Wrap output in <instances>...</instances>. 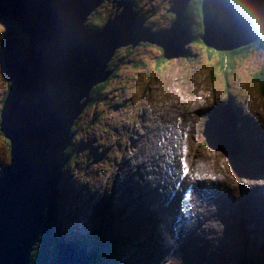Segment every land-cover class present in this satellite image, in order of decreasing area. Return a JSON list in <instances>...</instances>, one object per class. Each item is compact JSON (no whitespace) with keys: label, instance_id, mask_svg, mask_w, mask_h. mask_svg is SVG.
Wrapping results in <instances>:
<instances>
[{"label":"rangeland","instance_id":"374dc122","mask_svg":"<svg viewBox=\"0 0 264 264\" xmlns=\"http://www.w3.org/2000/svg\"><path fill=\"white\" fill-rule=\"evenodd\" d=\"M130 1H133L135 11L139 15L148 18L145 25L155 31L169 29L171 22H174L175 15L167 12L169 0ZM116 3L122 4V1L116 0ZM111 9L112 6L107 0H101L98 9L91 15H93V19L96 18L95 22L97 16L107 20ZM11 22L8 18L0 17V118L4 108V97L10 90L4 55L7 42L12 40V35L6 40H4V36L10 29ZM98 24L100 26L97 28H103L104 23L99 22ZM185 24L189 26L191 35H196L201 31L199 18L192 12L186 17ZM19 34L25 39L28 37L27 34L22 32H19ZM3 43H5L4 46H2ZM205 47V45L198 42L191 45L189 43L184 46L185 54L181 59L166 58L167 60L161 62L160 66H158L157 61L164 49L156 44L140 41L133 49L132 44L115 49L116 52L106 67L107 71L113 70L114 67L117 71L115 76H109L101 83L106 82L97 95V100L88 105L91 98L89 97L87 106L74 119L71 127L75 130L72 137L74 140L71 143L72 147H76V152L73 157H70L69 161H66L65 157L63 159L64 165L68 164L62 173L61 184L56 194L61 204L57 210L58 217H56L54 226L55 232L51 233L52 237L45 254V256H48L47 264H51L53 258L51 260L49 258L55 256L56 250L53 251L54 244L52 240L57 236V231L61 230L62 234H66L67 229L72 230L73 228L74 230L77 227V230L72 231L71 241L74 242L76 241L74 233L79 236L80 233L89 231L95 223H97V226L102 225V228H104L106 227L105 223L108 222V226L112 227L110 231L114 230L116 226L122 229L123 243L118 246L115 253H112L117 259H121L120 264L126 263L123 258L127 255L134 261H141L144 264H158L163 259V254L166 253V251L163 253L166 247L174 248L173 240L175 239L169 240L167 237V245L165 243L162 245L163 248H157L160 242L157 233L160 227L158 223L159 213H153V210H149L144 201L133 205L137 212L133 209L126 215H120L119 213L116 219L111 220H107L103 208L112 201L117 204V195L123 194V191L116 189L117 191L114 192L113 197L115 185L121 182L129 173L133 174L136 165L140 162H146L147 164V161L151 160V164L157 168L159 174L164 172L168 166L174 165V156L167 157L168 154L166 153L158 156L150 154L149 147L152 144L149 141L152 138L155 140L159 136V128L164 125L176 124L174 118L177 113L172 114L174 112L172 111L173 104L176 101H186L190 104L196 102L200 104V107L192 113L186 114L184 118L186 121L188 118L194 117V112L196 113L195 118H193L191 140L183 142L182 148L180 146V155L182 156L178 157L179 163L175 170L176 176L172 178L170 185L175 188L176 183L179 181V183H184V186H192L190 182H183V180L188 179L192 166L190 162H193L195 167L198 164L211 167L216 175L217 192L228 193V186L233 188L232 196L235 206L245 203L247 208H251L250 203L253 205L260 201L254 195L246 197L243 202L244 195L241 188L248 190V186L264 182V160H262V158L264 159V148L262 154H259V151L256 150V147H258L257 141L250 143L252 138H256L257 135L264 136V97L258 93L259 84L256 82L255 77H258L259 72L264 68V36L258 42L250 45L242 57L234 55L230 61L225 56L222 59L224 65L219 64L221 59L218 54H210ZM2 48L3 50H1ZM230 95L232 99L229 98ZM229 100H231L233 106L235 104L237 106L242 105L240 108H243L244 111L240 110V114L237 115L241 116L242 112L243 114L248 113L252 120L246 122V120L241 119L235 125L231 122L227 132V126L223 118H218L217 122L223 125L225 131L216 130L214 134L216 138H205L206 142H204V136L202 135L206 122L204 116L213 108L220 114L228 115L224 110H228L226 107L230 106ZM223 102H227V106L222 105ZM183 107L187 108L186 105H183ZM162 116H164V120H162ZM254 116L258 117L257 124H255L256 120L253 121ZM181 120L182 118L179 119V121ZM248 135L251 137L248 142L249 146L243 153L238 155L242 159L236 158L237 154L224 153L226 149L228 151L232 150L235 139L239 144L241 139L247 140ZM185 136L186 134H184V138ZM215 140L217 143L220 140L222 141L224 151H217L212 148ZM176 142L181 143L180 139ZM189 142L190 144H188ZM231 154L234 155L229 156ZM11 157L12 148L3 133L0 132V171L5 165L9 166ZM235 158L244 163L245 167L249 169L248 173H245L244 167L236 163ZM119 164L118 170L117 166ZM145 168L147 170L148 166H145ZM183 169L184 171L188 170L189 173L184 175ZM239 172L245 174L240 178H236L235 174L238 175ZM116 176L118 179L114 182ZM154 196L158 197L157 194H154ZM129 198L130 194L125 204L130 203ZM253 198H256V202H253ZM121 199L125 200L126 198H123L122 195ZM115 204L113 205L114 208H121V205ZM216 204H211V210L207 211L205 209L206 215H210L208 220L211 223L217 222L218 216L221 215ZM255 208L256 206L252 210L250 209L249 212L253 213ZM257 209L254 222L250 225L254 230L253 237L249 240H253L259 245L264 238V213L260 203H258ZM239 211L241 210L239 209ZM113 214L114 212L109 217L112 218ZM152 214L156 217L150 218L149 216H152ZM231 214L233 215L234 212H231ZM124 219L126 221H123ZM69 221L75 226L72 227ZM222 224L206 225L204 231H202V240L195 243L181 240L175 254L171 253L172 255L167 256L166 261L170 262L169 264H188L186 258L189 255L198 257L203 251L202 247H208L210 250L213 249L209 260L199 258L193 264H240L238 251L241 249V243L240 240H237L235 232L230 231L226 235L221 232L220 237L225 239V243L222 244L221 238L218 239L221 242L217 241L216 229H221ZM43 235L45 233L41 235L39 242L42 241ZM162 236L165 237L166 234ZM254 236L256 237L254 238ZM203 240L208 243L213 242V244L211 246L207 245ZM141 241L147 243L142 244ZM188 243L193 244L192 247L187 245ZM137 245L140 248H137ZM224 249H226L225 253ZM184 250L185 258L182 257ZM257 252L259 251L253 248V250L248 251V254L251 257V254L253 256ZM100 255H104V252L98 254V256ZM145 256H150L149 261H146ZM212 256L216 258L212 259ZM262 257L261 263L264 264V256ZM252 263L259 264L256 260H253Z\"/></svg>","mask_w":264,"mask_h":264},{"label":"water","instance_id":"95a60500","mask_svg":"<svg viewBox=\"0 0 264 264\" xmlns=\"http://www.w3.org/2000/svg\"><path fill=\"white\" fill-rule=\"evenodd\" d=\"M107 1L108 20L88 33L87 19L101 0H0V15L28 35L26 42L13 35L4 55L10 90L0 129L12 157L0 172V264H31L34 246L54 217L73 121L91 89L115 71L106 70L115 49L150 42L168 59H181L191 42L185 24L191 0H169L174 22L159 31L145 26L148 18L130 0ZM201 9L202 41L216 50L247 45L264 30L262 0H201ZM71 240L59 242L57 264H89L86 251Z\"/></svg>","mask_w":264,"mask_h":264},{"label":"bare ground","instance_id":"6f19581e","mask_svg":"<svg viewBox=\"0 0 264 264\" xmlns=\"http://www.w3.org/2000/svg\"><path fill=\"white\" fill-rule=\"evenodd\" d=\"M262 2L264 4V0H262ZM263 33H264V30L253 42L259 39V37ZM14 38L15 39L17 38L16 40L21 41V42L27 41L24 37H22V35H20L17 32L14 33ZM253 42L247 45H250ZM247 45H244V46H247ZM244 46H241V47H244ZM239 48L240 47L236 49H239ZM230 51H233V50H230ZM8 78H9V74H8ZM8 95L9 93H6V96L4 97L5 99H4L3 106H5L6 104V100L9 97ZM229 98L232 99L231 95ZM182 104L186 105L187 108L183 107ZM199 107H200V104H197L196 102H194V104H190L186 101H176L175 104H173V109H172V111H174L172 114L177 113V115L174 118V121L176 122V124H173V125L163 124L164 126L162 128H159L160 130L158 134L159 136H157L155 140L152 138V140L149 141V143L152 144L149 147L151 154H155L156 156H158L160 154L166 153L168 154L167 157L174 156L175 159H174L173 166L171 167L168 166V168L164 172L159 174V172L157 171V168L151 164L152 162L151 160H148L147 164L146 162H142V163L140 162L139 164L136 165L134 169V173L133 174L129 173L121 182L115 185V188H114L115 190H113V197H114L115 191L117 190L123 191V194L122 193L118 194L116 198L117 204L121 205V208H114V213L121 212L123 215H126L127 213H129L130 210H133V209L134 211L137 212V209L134 208L133 205H136L138 202H142V201H144L145 206H147L149 210H153V213H159L158 216L161 220L160 227L157 230V233L159 234V240L163 242L165 241L164 243H167L166 237L169 240L174 238L175 240H173V247L175 248L172 250V253H175L177 251L181 240H186L191 243H195L198 240H202L203 238L202 231H204L205 226L206 225L210 226L213 223H223L222 228L219 230L217 228L216 233H215L217 234V241H219L218 240L219 238L222 239V244L225 243V239L223 237H220L222 233L226 234L227 232H230V231L239 233L241 232L242 229L243 231L244 230L247 231L250 229V231L253 233L254 230L250 227V225H252L251 223L254 222L255 213H256L255 211L258 210L257 209L258 203L262 205V208H263L262 212L264 213V182L261 184H254L253 186H248L249 187L248 190L245 188H241L243 190V195H244V197L242 198L243 200L241 199L243 202L246 199V197H250V196L252 197L254 195H256L257 198L260 199V201H258L257 203L253 205H251L250 203L249 206L251 208H247L245 203L243 204L240 203V206L236 207L234 205L233 196H232L233 188L228 186V193H226L225 196L223 197L220 196L221 194L217 193L218 185H216L217 184L216 179H215L216 175L211 170V167H206L205 165H200V164H198V166L195 167V165H193V162H190L192 164L191 170H190L191 172H190L188 179L186 180L192 184L191 186L192 189L190 191L192 198H191L190 205L188 207H182L181 200L179 197H177L175 190L170 185V183H171L172 178L176 176L175 170L177 169L178 163H179L178 157L180 158L182 156L180 155L181 154L180 146L184 142L183 140L184 134H186L185 141L191 140L192 128H193L192 126L193 118H195L196 113L194 112V117L192 116V118H188V120L186 121L184 120V118L186 114L192 113L195 109ZM241 116L238 115L240 119H244L246 120V122L252 120V118H250L248 113L243 114L242 112ZM248 116H249V119H248ZM161 118L162 120H164V116H162ZM181 118L182 120L179 121V119ZM254 120H256L255 124H257L258 117L254 116L253 121ZM231 122L232 120L227 121L226 126L228 127ZM181 123L183 124L181 125ZM237 123L238 122H236V124ZM211 124H213V121H209L206 124V126L208 127ZM215 128L216 130H219V131L220 130L225 131L223 125L219 122L215 123ZM181 131H182V134L180 135ZM211 131L213 132V129ZM202 135L204 136V138H207L205 132H203ZM248 136H249L247 138L248 141L246 139L240 140L242 151H245V149L249 146L248 142L250 141L251 137L250 135ZM178 139H180V142H181L180 144L176 142ZM255 141H257L258 143L259 154H262L263 148H264V136L260 137L257 135L256 138H252L250 143L255 142ZM188 144H190V142ZM219 148L221 151H224L222 143H220ZM259 148H262V149H259ZM225 154H229V153H225ZM135 159L139 161L137 157H135ZM235 161L238 164V161L236 159ZM119 166L120 164L117 166L118 170H119ZM145 166H148L147 170ZM159 167H162V166H159ZM62 173L63 171L61 172V176H62ZM117 179L118 178L116 176V178H114V182H116ZM129 194H130L129 200L131 201L130 203L125 204V201L128 199ZM153 194H157L158 197H155ZM122 195H123V198H126L125 200L121 199ZM214 196H217V197H214ZM255 200L256 198H253V202H256ZM109 203L111 205H114L115 201H112ZM211 204H214V205L216 204L218 206L219 213L221 214L220 216H218L219 218L218 221L213 222V223H211L208 220V217L210 215H206V210H205V209H207V211L211 210L212 209ZM254 206H256V208L254 209V212L250 213L249 210L250 209L252 210ZM239 209L244 213L241 216V218H245L243 223L239 221L240 215L239 213L237 214V211H239ZM230 212H235V213L232 215ZM228 222L229 224L227 225ZM234 222L236 224H234ZM213 229H210V230H213ZM87 232L89 233V231ZM165 234L166 236L163 237L162 235H165ZM248 236L249 238L253 237L252 235H248ZM255 237L256 236H254V238ZM203 242L210 246L211 244H213V242L208 243L205 240H203ZM159 247L162 248V246L160 245V242L157 248ZM202 250L203 251L200 253L198 257L195 255H189L186 258V260H191V264L195 263L197 259L199 258H203L206 261H208L210 258V255H212L213 249L210 250L208 247H202ZM225 251L226 249H224V253ZM213 258H216V257L212 256V259ZM217 258H220V257H217Z\"/></svg>","mask_w":264,"mask_h":264},{"label":"trees","instance_id":"16d2710c","mask_svg":"<svg viewBox=\"0 0 264 264\" xmlns=\"http://www.w3.org/2000/svg\"><path fill=\"white\" fill-rule=\"evenodd\" d=\"M125 1H129V0H125ZM190 12H192L193 14L198 16L199 24H200V30H201L196 35H193V34H192L193 36L190 35L191 36L190 45L192 43H194V42H198V43H200L202 45H205L206 46L205 48L208 50V52L210 54H213V53L218 54V56L221 59V61L219 60V64L222 63L224 65V61L222 59L225 56H227L230 61L232 60V57L234 55H239V57H242L244 55V53L247 51V48H249L250 45L258 42L264 36V33H263L259 37V39H257L255 42H253L250 45H247V46H244V47H240L239 49H236V50H233V51L222 52V50H216L215 48H212V47L206 45L202 41V32H203L202 17H203V14H202V9H201V0H191L189 2L187 10H186V13H185L186 17H188ZM2 16L3 15H0V17H2ZM4 18H6V17H4ZM95 20H96V18L93 19V15H91L89 20H88V25H87L88 26V28H87L88 31H93L95 28L100 26L98 24L99 22L102 24V23L105 22L106 19L103 20L100 16H97V21L95 22ZM11 21H12L11 22L12 25H11L10 29L8 30V32L5 33L4 40L8 39L11 35H14V33H16V32L17 33L21 32L20 31V26L15 21H13V20H11ZM188 28H189V26H188ZM189 31H190V28H189ZM190 34H191V32H190ZM2 46H4V43H3ZM1 50H3V48ZM166 58L167 57L164 56V52L162 50L161 53H160L159 59L157 61L158 66H160L159 64L161 62H165V60H167ZM115 71H116V69H115ZM113 75H115V72H114ZM260 75H261V77H260ZM255 77H256V82H258V84H259L258 93L264 97V68L259 72V76L258 77L255 76ZM105 83L99 84L98 86H95L93 88V90L91 92V98H90V101H89L90 103H88V105H91L92 102L97 100V95L100 93V90L102 89V87H104L103 85H105ZM74 131L75 130L72 128L70 134H73ZM0 132H1V134L3 133L1 131V129H0ZM73 140L74 139H72V141ZM7 141H8V144L11 145L10 141L8 139H7ZM72 146L73 145L71 143L67 147L65 152H64L66 161H69L70 157H73V154L76 152V147H72ZM67 164L68 163H66L63 166L64 168H62V171H64V169L66 168ZM5 166H7V165H5ZM5 166H4V168H5ZM60 184H61V181H60L58 186H60ZM58 191H59V187H58ZM58 191H57V193H58ZM60 204H61V202L59 201V198L57 196V198L55 200L54 217L51 220L50 225L48 226L47 233H45V235L42 236V238H43L42 241L39 242L35 246V249L32 252L31 264H47L46 260L48 259V256L47 255L45 256V254H46V251H47L48 244L50 243V239L52 237L51 233L53 234V232H54V228H55L54 226L56 224V217H57V214H58L57 209H58ZM106 210H107V208L105 209V211ZM107 213H109V212H107ZM110 228H112V227H110V225L107 226L106 228H101V229L95 228L92 231V235L87 237L86 239H83L82 237H80V239L76 238V241L79 242V240H80V243H81L82 247L85 248L84 250L86 251V253H87L88 257H89V262H90L89 264H108V263H110V261L112 259L111 255H112V253H115L117 251V248H118V246L120 245V242H121V237H123L121 235L122 234V229L120 230L119 226L116 227L113 231L112 230L110 231ZM67 230H70V229H67ZM60 233H61V230H59L57 232L58 235L55 237V239L52 240L53 244H54L53 245V251L56 250V252H58L57 250L59 248V245H58L59 244V240L61 238H63L64 235H65V233L63 235H62V233L61 234ZM236 238H237V240H240V243H241V249L238 251V255H239V258H240V264H253L252 262H253V260L257 259V256L255 257V254L253 256L251 254L250 261H247V256H246V254H247L248 255V259H249L248 251L251 248L250 247L249 236L246 235V238H245L246 244H244V245L242 244L239 235ZM102 251H104V255L98 256V254H101ZM56 252L54 253L55 255L57 254ZM113 257H115V256H113ZM51 258H53L52 259L53 262H51V264H57V261L55 260L56 256H54V257L51 256L49 258V260H51Z\"/></svg>","mask_w":264,"mask_h":264},{"label":"clouds","instance_id":"9594fccd","mask_svg":"<svg viewBox=\"0 0 264 264\" xmlns=\"http://www.w3.org/2000/svg\"><path fill=\"white\" fill-rule=\"evenodd\" d=\"M120 1H122V3L125 2V0H120ZM131 2H133V1H131ZM169 6H170V4H169ZM169 6H168V8H169ZM98 7H99V6H98ZM98 7H97V8H98ZM97 8H96V9H97ZM96 9H95V10H96ZM134 9H135V8H134ZM95 10H94V11H95ZM167 10H168V9H167ZM94 11H93V12H94ZM93 12H92V13H93ZM92 13H91V14H92ZM170 13H171V12H170ZM91 14H90V15H91ZM172 14H173V13H172ZM90 15H89V17H90ZM173 15H174V14H173ZM142 16H143V15H142ZM2 17H3V16H2ZM89 17H88V19H89ZM88 19H87V22H86V30H87L88 33H93V32H95V30L100 29V28H97V29H94L93 31H88V29H87V28H88V26H87V25H88ZM145 19H146V17H145ZM107 20H108V19H107ZM107 20H106V21H107ZM106 21L104 22V24L106 23ZM145 23H146V21H145ZM104 24H103V26H104ZM171 24H172V22H171ZM171 24H170V25H171ZM186 25H187V24H186ZM145 26H146V25H145ZM187 26H188V25H187ZM146 27L150 28L151 31H155V30H153V29H152L151 27H149V26H146ZM157 31H159V30H157ZM4 37H5V36H4ZM142 42H143V41H142ZM149 43H150V42H149ZM4 44H5V43H4ZM113 69H115V68L113 67ZM114 72H115V74H116L117 71H114ZM114 72L110 75L111 77H112V76H113V77L115 76V75H113ZM100 84H101V83H100ZM98 85H99V84H97V85H95V86H98ZM95 86H94V87H95ZM94 87H93V88H94ZM93 88L91 89V92H92ZM91 92H90L89 97H91ZM86 106H87V105H86ZM54 210H55V209H54ZM47 231H48V229H47ZM45 233H46V232H45ZM59 242H68V241H65V237H63L62 239L59 240ZM82 248H83V247H82ZM83 249H85V248H83ZM112 256H113V255H112ZM110 264H111V262H110Z\"/></svg>","mask_w":264,"mask_h":264}]
</instances>
